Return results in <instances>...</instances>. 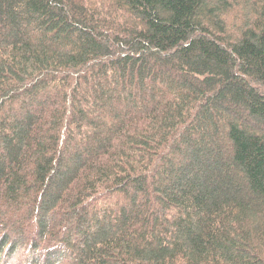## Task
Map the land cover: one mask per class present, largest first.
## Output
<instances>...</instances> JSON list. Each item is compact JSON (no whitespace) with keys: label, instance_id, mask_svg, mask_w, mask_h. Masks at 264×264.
I'll use <instances>...</instances> for the list:
<instances>
[{"label":"trees","instance_id":"1","mask_svg":"<svg viewBox=\"0 0 264 264\" xmlns=\"http://www.w3.org/2000/svg\"><path fill=\"white\" fill-rule=\"evenodd\" d=\"M0 264H264V0H0Z\"/></svg>","mask_w":264,"mask_h":264},{"label":"rangeland","instance_id":"2","mask_svg":"<svg viewBox=\"0 0 264 264\" xmlns=\"http://www.w3.org/2000/svg\"><path fill=\"white\" fill-rule=\"evenodd\" d=\"M16 259L11 260L12 263H15Z\"/></svg>","mask_w":264,"mask_h":264}]
</instances>
